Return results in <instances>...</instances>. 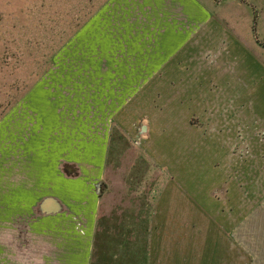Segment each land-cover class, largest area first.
Returning <instances> with one entry per match:
<instances>
[{"label": "rangeland", "instance_id": "1", "mask_svg": "<svg viewBox=\"0 0 264 264\" xmlns=\"http://www.w3.org/2000/svg\"><path fill=\"white\" fill-rule=\"evenodd\" d=\"M229 34L264 62V0H0V264L257 252L225 246L255 173L214 122Z\"/></svg>", "mask_w": 264, "mask_h": 264}, {"label": "crops", "instance_id": "2", "mask_svg": "<svg viewBox=\"0 0 264 264\" xmlns=\"http://www.w3.org/2000/svg\"><path fill=\"white\" fill-rule=\"evenodd\" d=\"M212 24L211 26L214 27ZM222 66L223 80L220 89H223L224 94L220 100L223 104L222 109L218 108L214 122L222 120V125H218L228 130L226 134L233 132L235 135L255 138L254 147L250 148L254 150V154L250 156V159H247L253 160L251 162L255 167L254 180H251V176L247 172V168L252 166L246 162L240 166L247 170L242 171L239 175L238 192L229 191L227 193L225 190L222 195L223 198L226 196L224 198L226 200L227 196L232 198V194L233 196L237 194L242 205V207L228 210V216H234L233 224L238 230L236 234L232 233L233 236L228 235V238L235 241V245L226 244L225 246L240 249L254 247L257 252L254 254L249 252L251 254L247 256V251H243L244 255L233 259L230 255L226 257L205 256L203 257L205 263L200 264H264V62L241 42L240 38L229 34L228 47L224 53ZM214 103L210 97L207 107L210 114L215 112ZM218 116L222 117L217 119ZM238 143L241 146L240 152L247 150L246 147L249 145L247 141L245 144ZM243 160L242 158L239 162L242 163ZM51 199H48V202ZM53 200L54 206L51 209L48 207L49 211L52 210V212L48 211L49 215L66 211L59 207L58 200ZM251 200L254 201L255 206L247 209V201ZM242 239L246 241L243 242ZM248 239L253 241V244H247Z\"/></svg>", "mask_w": 264, "mask_h": 264}, {"label": "trees", "instance_id": "3", "mask_svg": "<svg viewBox=\"0 0 264 264\" xmlns=\"http://www.w3.org/2000/svg\"><path fill=\"white\" fill-rule=\"evenodd\" d=\"M114 263V262H113ZM120 263H122V262H120ZM119 263V264H120ZM105 264H112V260L110 261V260H107L106 262H105Z\"/></svg>", "mask_w": 264, "mask_h": 264}]
</instances>
